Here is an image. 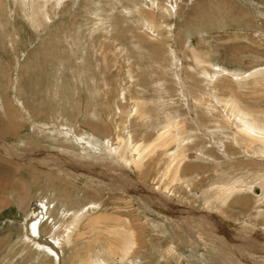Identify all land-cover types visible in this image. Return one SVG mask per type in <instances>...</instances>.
<instances>
[{"label": "rangeland", "instance_id": "374dc122", "mask_svg": "<svg viewBox=\"0 0 264 264\" xmlns=\"http://www.w3.org/2000/svg\"><path fill=\"white\" fill-rule=\"evenodd\" d=\"M231 101L264 130V0H0V264H264V147Z\"/></svg>", "mask_w": 264, "mask_h": 264}, {"label": "bare ground", "instance_id": "6f19581e", "mask_svg": "<svg viewBox=\"0 0 264 264\" xmlns=\"http://www.w3.org/2000/svg\"><path fill=\"white\" fill-rule=\"evenodd\" d=\"M200 64V63H199ZM137 107H138V104L137 105H135V107H134V113H136V111H137ZM226 108L228 109V113H233V118L234 119H236V122H237V124H238V127H240V128H238L237 127V131H238V133L240 134H244L243 136L244 137H247V138H249V141L250 142H252V144L253 143H259V144H261L263 147H264V130H260V131H258V133L256 134V129H255V127H256V125H254L253 126V122H252V120H247L246 119V117H244V115L245 114H243L242 112L240 113V109L238 110V107H237V105L234 103V102H230V104L228 103V105L226 106ZM232 118V119H233ZM257 120V119H256ZM255 121V120H254ZM235 123V122H234ZM258 124V123H257ZM178 124H176V123H174V124H172L170 127H168V126H166V127H163L161 130H160V132L158 133V135H157V137H156V139H155V141H153L151 144H149L148 146H143L142 144H140V143H138V144H134L133 143V141H132V136H129V135H127L124 139L123 138H121V139H118V143H119V145H120V147H119V149L117 150V152H118V154L120 153V151H121V153H122V155H121V157H120V161L125 165V167L126 166H130V165H133L134 167H139V165H141V163H142V161H143V159L145 158L144 156L145 155H148V154H150L151 152L153 153L154 152V150L156 149V148H160V147H163V146H166V144H165V139H172V142L175 140V137L174 136H172L173 134L172 133H170V131L172 130V129H175L176 128V126H177ZM264 125V124H263ZM259 126V125H258ZM172 132V131H171ZM260 132V133H259ZM120 137V136H119ZM177 139V138H176ZM122 143V144H121ZM168 143V142H167ZM117 148H118V146H117ZM162 149V148H161ZM110 152H111V150H110ZM128 154H130L129 156H130V158L127 156L126 157V155H128ZM116 155V154H115ZM153 155V154H152ZM134 156H136L135 158H134ZM145 160V159H144ZM76 161V160H75ZM75 163V162H74ZM77 163V162H76ZM172 163V162H171ZM172 164H174V163H172ZM79 165V164H78ZM171 165V164H170ZM176 165V164H175ZM175 165H172V166H170L169 167V169L167 170V172H166V174H165V178L166 177H168L169 176V174L172 176V182L177 178V175H178V172H179V169H180V167L177 165V166H175ZM108 166V165H107ZM83 167V166H82ZM81 167V168H82ZM109 167V166H108ZM114 167V166H113ZM80 168V169H81ZM87 168H89V167H87ZM91 169V168H90ZM89 169V170H90ZM116 169H117V167H116ZM93 170V169H92ZM99 170V169H98ZM94 171V170H93ZM122 171V170H121ZM98 172H100V171H97L96 173H98ZM112 172V171H111ZM113 172H115V171H113ZM109 173V172H108ZM116 173V172H115ZM119 173V172H118ZM117 173V174H118ZM90 174V173H89ZM91 175V174H90ZM111 175V174H110ZM102 176V175H101ZM109 177V176H108ZM5 178H6V175H2V176H0V192L2 191V189H4V188H6V182H5ZM103 178H106V177H103ZM116 178V177H115ZM107 179V178H106ZM109 179V178H108ZM112 179H114V178H112ZM104 180V179H103ZM116 179H114V181H115ZM118 182H121V183H126L127 182V179L126 180H124L123 178H119L118 179ZM111 183H113L112 181H111ZM115 184V183H114ZM113 185V184H112ZM118 186H119V184H118ZM254 186H256V187H258V188H255L256 190H258V194H255L254 193V190H253V188H254ZM225 188V187H224ZM224 188L223 187H221V190L223 191V193L221 192L220 193V191L217 193V197H218V199L220 200V199H222L223 198V201L220 203V204H222V203H225V200H226V197L227 196H229V195H231L230 193L231 192H233L232 191V189H226V190H224ZM242 188V187H241ZM250 191H252L253 192V194H254V196H256L255 198H257V199H259L260 197H263V195H264V186H263V184H260V183H257L256 185H253V186H251L250 188ZM236 190H238L237 188L235 189V192H236ZM242 190V189H241ZM241 190H239V192H241ZM237 193H238V191H237ZM227 195V196H226ZM154 201V200H153ZM155 202H157V201H155ZM2 204V201L0 200V211H1V209L2 208H4L6 205H1ZM39 205V204H38ZM39 209H40V211H41V214H38L37 212L35 213V215H33L32 213V215H33V218L31 219V220H29L30 222H29V232H30V234H31V232L33 233V235L35 236V233H34V230H36V232H37V227H38V225H39V223L42 221V219H44L45 218V214H44V210H43V208L40 206V207H38ZM216 209V208H215ZM173 210V209H172ZM219 211V210H218ZM173 215H175V212H171ZM182 214V213H181ZM221 214V213H220ZM76 214H72V217H74ZM185 215H187V214H185ZM36 217H38V219H36ZM177 219V221L178 222H181L182 224L183 223H187V224H190L189 225V231H194V230H196L195 232H197L198 230H199V227L198 226H195V225H193L192 223H195V222H197V221H195V219H190V220H188L189 218H186V219H183L182 217H178V218H176ZM73 220V219H72ZM100 221V222H99ZM103 220H102V218L99 220V218H97V219H95V220H93L92 222H90L87 226H86V228L89 230L90 228H92V229H94L95 228V226L96 225H98L99 223H101ZM28 222V221H27ZM203 224H205L204 222H202ZM200 221H198V224L201 226V224H202ZM143 224L144 225H146V223L145 222H143ZM26 225V224H25ZM31 225H33V228L32 227H30ZM57 225V226H56ZM210 225V224H209ZM37 226V227H36ZM56 226V227H55ZM139 227V226H138ZM209 227V226H208ZM59 229V226H58V224L57 223H55L54 225H53V229ZM63 230H64V232H66V233H64L65 235V237H64V240L65 241H63V245L64 244H66V243H69V241H70V231H71V229L70 228H72V222L70 223V224H65V225H63ZM125 228H127V230L131 233V234H134V232H133V230H134V228L132 227V225L131 224H128L127 226H125ZM202 227H200V229H201ZM55 229H54V231H55ZM202 229H204V228H202ZM31 230V231H30ZM206 231V230H205ZM70 232V233H69ZM38 234V233H37ZM31 237H32V235H31ZM40 238H42L41 236H39ZM56 238V237H55ZM36 239V238H35ZM37 240V239H36ZM46 241L45 240V238H42L41 239V241ZM49 241H50V243H47V244H44V245H46V247L53 253V254H56V256H59L58 254L59 253H57V251H59V250H56V248H58V249H61L60 247H61V245H60V241L59 240H52V239H48ZM40 243V242H39ZM45 243V242H44ZM42 245V244H41ZM109 246V250H112V252L113 253H116V254H119V255H121V256H123V255H125L126 253L127 254H130V252L132 251L131 250V245H130V243H127L126 244V246H124V242H123V245L120 243V242H114V243H110V245H108ZM115 246H117V247H121L120 249H116L115 248ZM44 248V247H43ZM173 247H170V250L169 251H173ZM45 250H47V249H45ZM56 252V253H55ZM60 253H61V251H59ZM124 252H126V253H124ZM114 255V254H113ZM61 256V255H60ZM127 256V255H126ZM122 259V258H121ZM83 260H80V262L79 263H81ZM102 262V261H101ZM84 263V262H83ZM107 262H105L104 263V261H103V263H100V262H97L95 259H87L86 261H85V264H106ZM108 264V263H107Z\"/></svg>", "mask_w": 264, "mask_h": 264}, {"label": "water", "instance_id": "95a60500", "mask_svg": "<svg viewBox=\"0 0 264 264\" xmlns=\"http://www.w3.org/2000/svg\"><path fill=\"white\" fill-rule=\"evenodd\" d=\"M254 193H255V194H258V190L255 189V190H254ZM34 206H35V208H36L37 213H38V214H41L40 209H39L36 205H34ZM36 219H38V217H36ZM36 227H37V226H36ZM34 233H35V236H34V237L37 239L36 241H37V242H38V241L42 242L43 240L41 241L42 238L39 237V234H37L36 230H34Z\"/></svg>", "mask_w": 264, "mask_h": 264}]
</instances>
